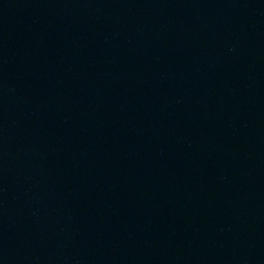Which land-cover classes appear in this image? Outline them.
Wrapping results in <instances>:
<instances>
[{
    "label": "water",
    "instance_id": "water-1",
    "mask_svg": "<svg viewBox=\"0 0 264 264\" xmlns=\"http://www.w3.org/2000/svg\"><path fill=\"white\" fill-rule=\"evenodd\" d=\"M0 264H264V0H0Z\"/></svg>",
    "mask_w": 264,
    "mask_h": 264
}]
</instances>
